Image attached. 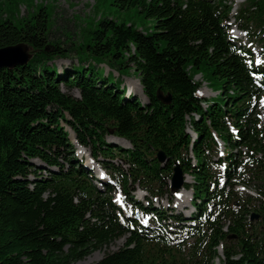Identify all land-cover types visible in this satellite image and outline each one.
I'll return each instance as SVG.
<instances>
[{"label": "trees", "instance_id": "obj_1", "mask_svg": "<svg viewBox=\"0 0 264 264\" xmlns=\"http://www.w3.org/2000/svg\"><path fill=\"white\" fill-rule=\"evenodd\" d=\"M110 4L155 20L146 32L103 17L87 28L83 46L118 72L115 82L90 65H55L76 49L52 39L47 6L0 20V48L25 43L32 55L0 68V264H74L122 237L123 246L94 264H264V64L230 33L233 1ZM234 17L264 43V0H246ZM126 71L138 74L146 103L123 85ZM196 74L218 86L219 98L199 94ZM66 126L111 181L95 182ZM110 133L132 147L108 142ZM176 163L193 178L184 185L193 194L190 216L152 201L176 194ZM137 187L149 204L135 198ZM118 190L130 214L117 204ZM170 226L188 236L172 243Z\"/></svg>", "mask_w": 264, "mask_h": 264}, {"label": "rangeland", "instance_id": "obj_2", "mask_svg": "<svg viewBox=\"0 0 264 264\" xmlns=\"http://www.w3.org/2000/svg\"><path fill=\"white\" fill-rule=\"evenodd\" d=\"M14 3L9 5L8 0H0V20L4 19L9 15V17L15 21L19 20V17H27L33 12H35L40 6H47L51 16H52V39H61L63 41H67L66 44H63L65 48H75L74 52L65 51L66 57L58 56L55 59V65H59L58 68L61 70L62 66L65 65H73L76 69L83 70L87 65H90L88 71H95L96 74L104 78L109 73H111L110 81L115 82L118 77V72L113 71L107 65L106 61L94 54L91 51L84 47L83 44L87 43L88 39L86 38V30L89 27H93L97 24V21L100 17L103 18H111L118 22H127L128 24H134L135 27L146 31H151L155 25V20L152 18H147L143 13H140L137 8H131L122 10L117 7L112 6L111 0H13ZM233 1V13L231 15V20L228 21L230 26L231 34L239 40L243 46L251 47L255 59L258 63L264 64V43L260 41L258 36H250L241 29L240 22L235 19V15L237 14V9L241 6L246 0H232ZM74 43V44H72ZM80 59V61H79ZM123 81V85L126 86L128 92L136 94L139 99L146 103L147 97L144 94L142 84L138 78V74L134 71H126V74L120 77ZM195 79L201 83L199 94L208 99H217L216 96L219 92L215 91L218 88L217 85L208 84L202 74H196ZM138 82L141 86H138ZM67 91V88H64ZM75 95H78L77 90H73ZM264 100V98H263ZM264 103V101H263ZM262 116H264V108L262 104ZM189 119V118H188ZM66 129L70 132V139L72 143L75 145V154L79 159L83 160V163L90 169L95 176V182L102 187V183L99 178L101 170L104 171L106 177L111 180L112 175L109 169H106L101 161V158L95 159L92 155L90 148H84L85 153H80L75 132L69 127L66 126ZM106 140L110 143H117L120 146L124 144L122 139L118 136H115L113 133L107 135ZM77 141V142H76ZM117 141V142H115ZM128 146L129 142L125 140ZM76 142V144H75ZM122 143V144H121ZM127 148V147H126ZM223 154V145H220L219 155ZM122 162V161H120ZM186 180L192 182V177L190 175H186ZM142 188L137 187L133 193L135 196L142 199L144 193H142ZM189 195L190 193L187 192ZM116 200L122 204V194L117 191L115 193ZM145 196V195H144ZM190 197V196H189ZM143 200V199H142ZM163 201V203H161ZM173 201L175 203L174 197L171 199L169 197H164L158 199V201H154L156 205L164 206V204L168 205V202ZM172 204V206H174ZM180 205H187L182 210L183 213L190 214L194 210L193 206L190 204L188 199L180 200ZM125 214H130V208L123 204L121 205ZM180 208L176 209L179 210ZM141 216H143L141 214ZM126 241L125 237L117 239L113 243H111L108 247L103 248L102 250L94 251L92 254L87 256L85 259L78 261L74 264H94L96 261L101 259L103 255L107 251H113L123 246ZM216 264H223L221 259L216 260Z\"/></svg>", "mask_w": 264, "mask_h": 264}, {"label": "water", "instance_id": "obj_3", "mask_svg": "<svg viewBox=\"0 0 264 264\" xmlns=\"http://www.w3.org/2000/svg\"><path fill=\"white\" fill-rule=\"evenodd\" d=\"M31 57L32 55L30 54L29 48L25 43H19L16 45L0 48V68H11L16 65L26 64L29 62ZM158 98L164 102H170L171 94L165 95L162 90H158ZM157 158L162 164L168 160L165 152L162 150L158 152ZM186 182V174L184 173L181 165L176 163L171 178V190L176 192L181 190Z\"/></svg>", "mask_w": 264, "mask_h": 264}, {"label": "bare ground", "instance_id": "obj_4", "mask_svg": "<svg viewBox=\"0 0 264 264\" xmlns=\"http://www.w3.org/2000/svg\"><path fill=\"white\" fill-rule=\"evenodd\" d=\"M138 86H141L140 85V83L138 82ZM189 130L191 131V127L189 128ZM123 143L125 142L126 143V141L125 140H121ZM115 142H117V141H115ZM124 143V145H127V144H125ZM78 144V143H77ZM78 147H79V150H80V153H82V154H84L85 153V151H84V147L83 146H81V145H79L78 144ZM188 181V180H187ZM174 197H175V199H178L179 200V195H174ZM178 204L180 205V200L178 201ZM191 205H192V203H191ZM183 206H186V205H183ZM193 206V205H192ZM194 208V207H193ZM185 236L187 237L188 235H187V233H185ZM174 241H173V243H179L180 242V239H173Z\"/></svg>", "mask_w": 264, "mask_h": 264}]
</instances>
